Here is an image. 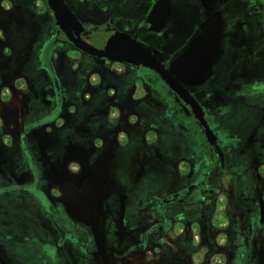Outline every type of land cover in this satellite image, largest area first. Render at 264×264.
<instances>
[{
    "label": "flooded vegetation",
    "instance_id": "obj_1",
    "mask_svg": "<svg viewBox=\"0 0 264 264\" xmlns=\"http://www.w3.org/2000/svg\"><path fill=\"white\" fill-rule=\"evenodd\" d=\"M63 2L81 24L80 37L92 46L101 48L113 31H120L156 53L200 105L215 141H207L189 105L155 71L80 50L55 23L46 0H0L1 264H6L5 254L12 248L23 249L21 256L32 252L34 264H210V248L203 245L208 232H200L196 246H191L190 218L180 215L178 207L199 204L202 214L197 212L196 219L201 218L207 229L209 201L217 191L211 179L214 169L223 171L226 159L236 167L235 181L241 180L236 189L247 195L244 205H235L228 245L217 253L222 255L221 264L258 263L264 253L256 243L264 237V130L262 136L254 135L264 122V79L252 80L234 93L225 87L211 93L207 87L212 81L206 75L217 17L227 26L235 22L236 37L242 29L249 32L244 33V42L264 36L258 1L191 0L197 10L193 26L198 34L190 40L179 36L173 0ZM200 34L204 39L198 50L188 53ZM261 48L263 42L256 47L259 52ZM178 60L205 63L203 81L188 83L172 71L170 63ZM111 63L121 65L123 71L111 73ZM139 67L153 71L162 84L144 69L140 68V75L132 72ZM144 83L167 98L173 124L179 123L184 133L192 135L196 146L193 138L178 145L146 137L157 131L158 115L156 111L147 115V105L152 103L136 93L135 86ZM229 103L241 109L230 113ZM219 111L224 115L220 117ZM252 112L258 115L251 123L255 128L251 134L244 133ZM125 156L134 181L144 176L156 182L154 192L147 193L146 188L147 194L133 202L138 209L126 220L129 203L120 181ZM193 157L201 165L196 170L190 163ZM180 162L189 168L177 170ZM24 197L46 221L47 235L34 226L20 236L24 227L5 219L7 205ZM67 206L74 213L67 212ZM20 218L18 222L24 219ZM177 222L184 224L178 233L173 230ZM135 254L137 260L129 261Z\"/></svg>",
    "mask_w": 264,
    "mask_h": 264
},
{
    "label": "rangeland",
    "instance_id": "obj_2",
    "mask_svg": "<svg viewBox=\"0 0 264 264\" xmlns=\"http://www.w3.org/2000/svg\"><path fill=\"white\" fill-rule=\"evenodd\" d=\"M257 1L258 8H260L257 11V16L259 19L263 16L262 18L264 19V0ZM173 4L175 8V10L173 11V20L174 24L178 25V27L180 28V38H182L183 40H190L196 37L198 34V30L196 32V29L193 26V18L196 14L195 11H197L194 7L195 4H193L191 0H173ZM198 12L201 11L198 10ZM77 17L79 18V16ZM216 25V35L211 58L206 67V75L208 78H211L212 81L210 82L211 84L207 87V90L211 93H218L225 87L227 90H231V92L234 93L245 88L248 82L252 80L264 79V48H261L260 50V52L263 53L260 57L258 55V53L260 52L258 49H256V47H259L262 42L264 43V36L258 34L256 36V40H254L255 38L251 36V42L248 43L249 40H247L246 42L242 40V37L245 38V36H243L244 33H249L246 32L245 29L241 30L240 37H236L238 28L236 26H233L236 25L235 22H233L232 26H227V22L224 23V21L221 19V16H219L217 17ZM254 29H252L251 31H253ZM49 30V32H52L53 30L51 20L49 21ZM151 50L154 52L152 48ZM193 50H198V48L191 46L188 50V53ZM204 64L205 63L203 62L197 61H190L188 63H185L178 60L174 64L173 62H171L170 68L172 71L174 68L177 74L182 77L184 81L190 83L191 81L197 82L201 80V73L204 71ZM110 66L114 67L112 68L111 73L123 71L121 69V65L111 63ZM140 68L144 69L142 67H139L135 68L132 72L136 75H140V73L142 72ZM144 70L150 72L158 80L159 84H162V81L159 80L158 76H156L153 71H150L148 69ZM231 84H237L238 86L233 88L231 87ZM148 87L149 85L145 83L143 85L137 84L135 86L136 93L138 94L139 92V97L146 99L148 100V102L152 103V105H147V108L150 110L147 112V115L152 114L153 111H156V116L158 115L156 117L155 123L157 131L154 130L155 132H148L146 134V137H155L157 140L160 138V140L168 141L169 143L172 142V144L176 143L178 145H182L180 140L182 142H184L186 139L191 141L193 138L192 135H190L188 132L184 133L185 130H182L179 127V123L173 124V110L168 105L167 98L164 99L162 95L155 94L154 91L150 90ZM226 109H229V112L232 113L235 111V109H241V106L237 103H229L226 105ZM220 112L221 111H219V116L221 117L224 114H220ZM248 115L249 122L246 123L247 127L243 125V132H249L251 134L253 133V130L255 128L252 127L253 124L251 123H253L257 119L258 115L254 114L253 112L249 113ZM263 130L264 122L257 129L254 136L256 138L262 136ZM193 140L195 145L196 139L193 138ZM195 146H193V149L196 151L197 148ZM123 160L124 161L120 181L123 184V193L127 194L128 197L127 203H129L127 204V209L125 212L126 220L131 216L133 210L135 211L136 209H138L137 205L133 204V202L140 199L146 193V188L147 193L151 191L154 192L156 190V182L144 176L140 177L138 181H134L126 165L128 158L125 156L123 157ZM198 161L199 159L197 157L191 158L190 163H192V167L194 170L201 166ZM180 167L184 168V170L189 168L188 164H185L183 162L179 163L177 170H181L179 169ZM235 172L236 167L231 159L225 160L224 168L221 173H217L214 169V175L212 178L213 180L211 179V186L213 185V183H216L215 190L217 191L209 201V207L207 210L209 214V227L207 229L204 226L201 218L198 221L196 219L197 212H199V215L202 214V208L199 204H187L178 207V211H182L181 213H179L180 215H186L190 218V225L188 226V230L191 234V239L189 240L191 246H196V243L198 242L197 240H199L200 237V232H208L209 238L207 240V243L205 242L203 245L210 248L208 255L210 264H221L223 262L222 255L217 252H219L224 247V245H228L227 236L235 226V205L241 202L243 203V205L245 204V201L243 200H245L244 198H246L247 192L243 189H236L241 180L235 181L232 174ZM218 174L221 179L218 178ZM217 179H219V182L217 181ZM223 188L228 189L224 190V192H222L221 194L220 192L218 193V191H221ZM130 202L132 205H130ZM142 205L143 204L140 203V206ZM7 206L8 215H6L5 219H9L13 223H18L19 225H22L24 227L19 231L20 236H25L27 235L28 231H33L34 226L37 228V231H40L41 233L43 232L44 235H47L48 232L45 231L48 228L45 225L46 221L37 215L26 197L18 200L17 204H8ZM66 208L67 212H69L70 214L74 213L75 209L71 208V206H67ZM32 210H34L33 213ZM22 216L24 217V219H22L21 222H18L21 219L20 217ZM180 219L185 220L186 217H182ZM84 225L86 228L90 229V226H88L89 224L84 222L83 226ZM183 225V223L177 222L175 223V228L173 230L178 233L180 232ZM23 240L24 237L21 239V241ZM136 240L139 241L140 237L136 238ZM256 243L260 244L264 252V237L258 238L256 240ZM22 250L12 248L10 251H7L5 254V256L7 257L6 264H34V258L31 256L32 252L26 253V256H21L20 252H22ZM105 255L106 254L103 253V257H105ZM130 260H137V255H130L129 261ZM256 264H264V253L263 256H261L259 262Z\"/></svg>",
    "mask_w": 264,
    "mask_h": 264
},
{
    "label": "water",
    "instance_id": "obj_3",
    "mask_svg": "<svg viewBox=\"0 0 264 264\" xmlns=\"http://www.w3.org/2000/svg\"><path fill=\"white\" fill-rule=\"evenodd\" d=\"M53 12L55 23L62 29L69 40L82 51L97 57H105L113 62L141 64L153 71L164 81L168 88L190 107L194 118L202 127L203 134L209 143H214L215 135L203 117V111L197 101L189 94L184 85L177 80L147 45L132 38L130 35L113 31L101 48H96L80 37L81 24L74 14L69 11L63 0H46ZM263 216V207L260 205Z\"/></svg>",
    "mask_w": 264,
    "mask_h": 264
},
{
    "label": "crops",
    "instance_id": "obj_4",
    "mask_svg": "<svg viewBox=\"0 0 264 264\" xmlns=\"http://www.w3.org/2000/svg\"><path fill=\"white\" fill-rule=\"evenodd\" d=\"M203 39H204L203 35L200 34V35L198 36V38L194 41V43L192 44V46H193V47H197V46H199V44L202 42ZM187 52H188V51H187ZM205 67H206V65H205V66L203 65L204 70H205ZM202 77H203V76H202ZM202 77H201V80L203 81ZM201 80H199V81H201Z\"/></svg>",
    "mask_w": 264,
    "mask_h": 264
}]
</instances>
